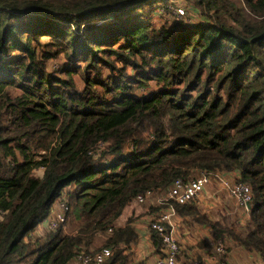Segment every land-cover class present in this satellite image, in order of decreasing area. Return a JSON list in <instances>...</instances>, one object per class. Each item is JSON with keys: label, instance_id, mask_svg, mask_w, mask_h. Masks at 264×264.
Wrapping results in <instances>:
<instances>
[{"label": "trees", "instance_id": "trees-1", "mask_svg": "<svg viewBox=\"0 0 264 264\" xmlns=\"http://www.w3.org/2000/svg\"><path fill=\"white\" fill-rule=\"evenodd\" d=\"M170 1L0 0V264H68L108 229L104 264H129L125 207L217 170L251 189L245 227L175 210L264 264V0H191L195 26L140 20ZM65 195V225L31 238Z\"/></svg>", "mask_w": 264, "mask_h": 264}, {"label": "crops", "instance_id": "crops-1", "mask_svg": "<svg viewBox=\"0 0 264 264\" xmlns=\"http://www.w3.org/2000/svg\"><path fill=\"white\" fill-rule=\"evenodd\" d=\"M34 172L31 178L40 179L43 174V168L37 169L38 174L36 175H34ZM63 197H66V195ZM133 202L135 203L134 205L128 208L125 207L126 210L124 209L125 211L123 210V213L118 218L116 227H124L127 221L130 220V225L136 233V241L129 245L121 243L118 248L129 256V264H152L159 256V253L153 245L152 231L149 230L148 225L151 219L157 216L163 208L158 205L139 204L135 200ZM188 204L196 208L209 222L227 220L228 225L237 224L242 228L245 227L250 219V209L246 211L238 206L216 183L207 185L199 198ZM124 215L126 217L121 221L120 219ZM43 223L39 224L33 231L35 233L34 238L42 237L46 233L43 229ZM172 223L174 224V233L180 246V253L177 259L179 264H217L208 262V256L214 251V242L223 240L215 237L214 229L210 224H202L197 218L186 213L179 214L177 211ZM111 234L107 233V235L95 237L92 248H98L99 245H96V243L100 241L102 242L101 245L104 246ZM102 236L107 237L102 241L100 240ZM224 238L223 244L228 248L227 258L231 263L262 264L258 255L237 246L228 236Z\"/></svg>", "mask_w": 264, "mask_h": 264}, {"label": "built area", "instance_id": "built-area-1", "mask_svg": "<svg viewBox=\"0 0 264 264\" xmlns=\"http://www.w3.org/2000/svg\"><path fill=\"white\" fill-rule=\"evenodd\" d=\"M168 9L175 20L184 18L187 13L185 9L175 7L173 4ZM52 68L56 69V64ZM104 146L102 143L99 144L98 149L92 152L93 158L100 156V152ZM236 177L235 173H224L218 170L210 172L201 171L188 180H175L166 190L147 191L136 197L135 201L139 204L164 207L157 216L151 219L148 225L149 230L160 239L162 252V257H157L152 264H179L177 259L180 253V246L174 233V224L172 223L173 218L176 216L175 205H184L196 201L207 185L216 183L238 206L249 211L250 208L247 205H250L252 201L251 189L244 183L236 182ZM68 211V200L66 197H62L52 207L50 214L44 221V232H54L59 227H63L66 223ZM111 232L112 229H108L107 233L110 234ZM34 236V232L30 233L31 238H34ZM213 247L214 251L208 256V262L233 264L227 258L228 251L223 241H215ZM111 255V248L104 245L98 248H91L87 252H80L68 264H104Z\"/></svg>", "mask_w": 264, "mask_h": 264}, {"label": "rangeland", "instance_id": "rangeland-1", "mask_svg": "<svg viewBox=\"0 0 264 264\" xmlns=\"http://www.w3.org/2000/svg\"><path fill=\"white\" fill-rule=\"evenodd\" d=\"M232 3H234L236 6H238L239 8H241L242 10H245V6L243 3V0H229ZM173 4L175 7H180L185 9V11H187L186 15L184 18H181L179 20H174L172 18V15L170 14V10L168 9V7ZM155 11L153 14L154 15H149L148 11L146 12H140L138 14H142V18L140 20H144V21H149L151 22L153 25H155L157 28H160L161 25H164L165 23H168V27L170 28H175L176 26L178 27L179 22H183L187 27L189 25H193L195 26L196 23H208L209 21L207 19H205L203 17V15H201L200 10L195 8L193 5V2H191V0H171L170 2H168V4H164V3H159L157 5L153 6ZM148 10V9H147ZM163 10V12H162ZM162 12V13H161ZM147 13V14H146ZM136 14V13H135ZM60 63H64L63 60L58 59L57 61H53L52 63H50V69L53 70V65L56 64V68H58L60 66ZM38 174L37 170H35L34 175ZM66 199H68L66 197ZM134 202H131L130 205H127L126 207L128 208L131 205H134ZM139 209V208H138ZM126 210V208H125ZM124 210V211H125ZM126 215L121 217V221H123L125 219ZM65 228H67V225L65 226ZM107 236H102V238H100V240H104ZM102 242H98L96 243V245H99V247H102Z\"/></svg>", "mask_w": 264, "mask_h": 264}, {"label": "water", "instance_id": "water-1", "mask_svg": "<svg viewBox=\"0 0 264 264\" xmlns=\"http://www.w3.org/2000/svg\"><path fill=\"white\" fill-rule=\"evenodd\" d=\"M248 208H250V205H247Z\"/></svg>", "mask_w": 264, "mask_h": 264}]
</instances>
